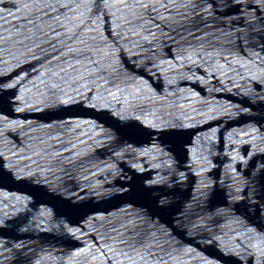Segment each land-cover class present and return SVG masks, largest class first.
<instances>
[{
    "label": "water",
    "instance_id": "water-1",
    "mask_svg": "<svg viewBox=\"0 0 264 264\" xmlns=\"http://www.w3.org/2000/svg\"><path fill=\"white\" fill-rule=\"evenodd\" d=\"M0 264H264V0H0Z\"/></svg>",
    "mask_w": 264,
    "mask_h": 264
}]
</instances>
